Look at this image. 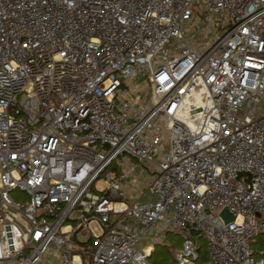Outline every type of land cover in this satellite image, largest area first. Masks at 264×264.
I'll return each mask as SVG.
<instances>
[{"label":"built area","instance_id":"obj_1","mask_svg":"<svg viewBox=\"0 0 264 264\" xmlns=\"http://www.w3.org/2000/svg\"><path fill=\"white\" fill-rule=\"evenodd\" d=\"M158 227L264 264V0H0V264H148Z\"/></svg>","mask_w":264,"mask_h":264},{"label":"rangeland","instance_id":"obj_2","mask_svg":"<svg viewBox=\"0 0 264 264\" xmlns=\"http://www.w3.org/2000/svg\"><path fill=\"white\" fill-rule=\"evenodd\" d=\"M198 39V38H197ZM143 79H140L142 81ZM142 83V82H141ZM135 166L136 169L132 177H130L129 181H132L133 184H136L138 181L140 182L141 186L139 185L137 191H134L130 194V198L135 199L137 198V194L144 191L142 183L148 179L150 176V171L148 169V165L146 164H137L136 161L130 160ZM101 182L96 183V188H100ZM138 192V193H137ZM11 197L14 201L18 203H23L26 201L27 195L20 193L18 191H14L11 193ZM145 200V198L143 199ZM149 238L152 241L154 251L150 258L148 259V264H176L175 256L179 253L182 249V241L183 238L179 232L176 230H167L162 231L160 227L150 233ZM194 240L196 241L198 246L203 247V251L206 252V242L202 238V240L197 239L194 236ZM252 249L254 250V257L257 259L259 257L258 253L264 250V235L259 234L255 240L254 244L252 245ZM56 251H48L45 253V258L50 262H54ZM205 259L201 258L197 261V264H203Z\"/></svg>","mask_w":264,"mask_h":264},{"label":"water","instance_id":"obj_3","mask_svg":"<svg viewBox=\"0 0 264 264\" xmlns=\"http://www.w3.org/2000/svg\"><path fill=\"white\" fill-rule=\"evenodd\" d=\"M220 218L222 219L224 224H230L234 221L235 216L233 213H231L227 208H224L220 214Z\"/></svg>","mask_w":264,"mask_h":264},{"label":"trees","instance_id":"obj_4","mask_svg":"<svg viewBox=\"0 0 264 264\" xmlns=\"http://www.w3.org/2000/svg\"><path fill=\"white\" fill-rule=\"evenodd\" d=\"M194 236H195L197 239L202 240V237H201L199 234H194ZM202 249H203L202 246H198L199 260H200L201 258H203V259H205V261H206V260H207V251L204 252ZM253 251H254V250H253ZM253 253H254V252H253ZM263 256H264V250L262 251L261 254L258 253V256H257V257L261 258V257H263ZM259 258H257V259H259Z\"/></svg>","mask_w":264,"mask_h":264},{"label":"crops","instance_id":"obj_5","mask_svg":"<svg viewBox=\"0 0 264 264\" xmlns=\"http://www.w3.org/2000/svg\"><path fill=\"white\" fill-rule=\"evenodd\" d=\"M125 188V187H124ZM128 191V190H127ZM130 194H131V192H130Z\"/></svg>","mask_w":264,"mask_h":264}]
</instances>
